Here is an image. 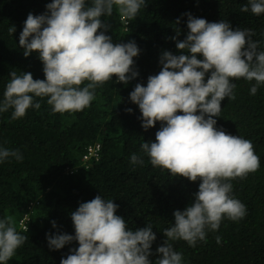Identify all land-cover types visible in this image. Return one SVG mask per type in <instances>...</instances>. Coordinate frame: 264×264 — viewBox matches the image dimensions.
Instances as JSON below:
<instances>
[{
  "label": "trees",
  "instance_id": "obj_1",
  "mask_svg": "<svg viewBox=\"0 0 264 264\" xmlns=\"http://www.w3.org/2000/svg\"><path fill=\"white\" fill-rule=\"evenodd\" d=\"M50 2L0 0V101L11 80L9 73L30 72L34 80L44 79L38 55H23L19 35L27 16L44 14ZM145 4L134 19L119 14L115 6L111 15L101 17L109 25L105 34L114 43L134 41L138 46L135 79L125 85L113 77L97 85L94 100L81 111L54 113L48 97L34 96L23 118L13 120L12 109L0 113V148L22 157L0 161V220L12 216L17 232L28 237L5 264H60L78 244L73 241L50 250L46 234L74 235L71 213L97 195L118 205L116 215L125 219L129 229L152 227L156 239L149 260L155 264L160 258L156 249L166 239L163 233L174 224L173 212L194 202L199 180L192 183L153 167L143 153L141 144L155 142L161 125L145 131L129 95L137 83L146 86L147 78L158 74L163 51L179 54L171 38L185 39L188 15L208 22L227 21L233 30H251L250 39L258 42V51H264V13L242 12L248 0H145ZM232 83L235 99L222 101L216 127L251 141L260 166L244 178L228 181L230 195L246 208L243 218L224 217L217 230L206 228L205 240L194 246L168 241L181 254V264H264V84L253 95L255 81L240 78ZM35 103L41 107L36 109ZM90 147L98 148L97 155L84 162ZM133 154L143 163L133 164Z\"/></svg>",
  "mask_w": 264,
  "mask_h": 264
},
{
  "label": "clouds",
  "instance_id": "obj_2",
  "mask_svg": "<svg viewBox=\"0 0 264 264\" xmlns=\"http://www.w3.org/2000/svg\"><path fill=\"white\" fill-rule=\"evenodd\" d=\"M114 6L122 16L134 19L146 4L145 0H91L90 5L86 0H51L44 14L30 13L19 47L25 57L38 55L44 79L34 80L30 72L9 73L0 113L12 109L13 120L23 118L34 96L48 97L54 113L81 111L94 100L97 85L113 77L125 85L135 79L136 43H114L105 34L109 25L101 17L111 15ZM249 9L254 15L264 13V0H248L241 11ZM187 29L183 41L171 38L179 54L163 51L158 74L150 75L146 86L137 83L129 95L139 108L145 131L158 122L161 125L155 142L141 144L151 165L174 177L200 182L194 202L173 212L174 224L163 233L166 239L156 249L160 258L155 264H181V254L168 241L183 240L194 246L205 240L206 228L217 230L224 217L243 218L246 208L230 195L228 181L244 178L260 166L251 141L217 129L215 118L225 98L235 99L233 80L255 81L253 95L264 84V51H258V42L250 39L251 30H233L227 21L208 22L188 15ZM14 31L12 27L10 32ZM85 81L87 86L80 87ZM9 157L22 159L18 152L0 148V161ZM131 162L142 164L143 160L133 154ZM117 208L113 200L97 195L71 213L74 235L46 234L50 250L73 241L78 244L60 264H151L150 249L156 239L152 227L129 229L125 219L116 215ZM14 225L12 216L0 220V264L28 239ZM52 227H56L54 221Z\"/></svg>",
  "mask_w": 264,
  "mask_h": 264
},
{
  "label": "built area",
  "instance_id": "obj_3",
  "mask_svg": "<svg viewBox=\"0 0 264 264\" xmlns=\"http://www.w3.org/2000/svg\"><path fill=\"white\" fill-rule=\"evenodd\" d=\"M97 149V147H90L87 151V154L84 156L83 161L86 162L89 158L96 157Z\"/></svg>",
  "mask_w": 264,
  "mask_h": 264
}]
</instances>
